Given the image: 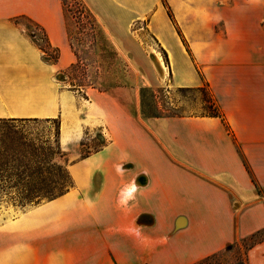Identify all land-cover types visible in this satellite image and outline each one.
<instances>
[{
  "label": "crops",
  "instance_id": "0c3cea01",
  "mask_svg": "<svg viewBox=\"0 0 264 264\" xmlns=\"http://www.w3.org/2000/svg\"><path fill=\"white\" fill-rule=\"evenodd\" d=\"M80 1L148 86L166 70L174 88L205 87L222 120H143L118 82L83 97L65 85L76 56L62 0H0V120L56 122L65 153L103 142L67 166L69 191L0 225V264H199L264 230V0ZM241 263L264 264V237Z\"/></svg>",
  "mask_w": 264,
  "mask_h": 264
},
{
  "label": "rangeland",
  "instance_id": "374dc122",
  "mask_svg": "<svg viewBox=\"0 0 264 264\" xmlns=\"http://www.w3.org/2000/svg\"><path fill=\"white\" fill-rule=\"evenodd\" d=\"M62 2L69 26L70 43L76 56L74 64L65 72L66 86L75 87L85 97L84 93L87 90H96L99 93L111 92L109 90L118 82L119 88L125 89L119 93L121 102L128 106L130 99L134 98L132 102H135L136 98L139 101V114L143 120L147 119L145 115L154 113V110L150 106L148 96L144 94L145 110L144 114L141 113L142 88H151L154 91L156 106L162 115L178 116L175 118H211L208 115L217 112L218 108L206 88L200 90L174 88L169 83L170 74L166 70L158 74L153 72L148 74L147 81L152 79L153 82L148 86L146 78L133 73L128 67L127 59L122 57L103 35L91 28L87 14L83 13V3L80 0ZM137 27L140 26H133V31ZM26 29L25 34L32 39L31 25L27 23ZM140 34L141 40L138 42L146 53L152 56L155 53L162 55L145 30ZM32 41L36 43L33 39ZM36 45L50 58L47 61L57 59V52L49 50L44 41ZM161 57L164 59L163 55ZM133 83L139 88L133 87ZM56 133V122L45 124L38 121H16L0 124V225L17 217L20 211L27 207L44 203L69 191L73 184L67 166L103 145V142L96 137L87 138L81 143L84 147H81L79 152L65 153L57 148ZM131 174L134 177L136 171ZM131 186L130 183L127 188L129 192ZM262 237L264 233L252 239L242 240L238 248L231 247L202 264L219 262L242 264V252L245 247Z\"/></svg>",
  "mask_w": 264,
  "mask_h": 264
},
{
  "label": "trees",
  "instance_id": "16d2710c",
  "mask_svg": "<svg viewBox=\"0 0 264 264\" xmlns=\"http://www.w3.org/2000/svg\"><path fill=\"white\" fill-rule=\"evenodd\" d=\"M83 13H86L87 14V16H88L87 20H89V23H90L91 28L93 27L95 29V32L96 33L101 34V31L99 29V26L97 25V23L95 22L94 18L89 13V11L85 8L84 5H83ZM161 53H162L163 58H164L163 60L165 61L166 60V56H165V54L163 52H161ZM203 88L205 89V87H201V88H184V89L185 90H200V89H203ZM144 94H146L148 96L150 106L154 110V113H148L147 115H145V117L147 119H151V118H175V117H178V116H175V115H162V114L159 113L158 108L156 106V102H155V93H154V91L151 88H142L140 90V108H141V113L144 114V110H145V101H144V97H143ZM208 116L211 117V118H221V120H222V116L219 113V110H217V112H214L213 114H210ZM7 122H16V121H4V120H0V124L1 125L6 124ZM228 134H230V132H228ZM53 198H56V197H53ZM53 198H50L48 200H51ZM261 233H264V230L259 231V232L255 233V234H253L250 237V239L255 238V237L261 235ZM215 257H216V255H213V256H211L209 258H206L205 260L201 261L199 264L206 263V262L214 259Z\"/></svg>",
  "mask_w": 264,
  "mask_h": 264
},
{
  "label": "water",
  "instance_id": "95a60500",
  "mask_svg": "<svg viewBox=\"0 0 264 264\" xmlns=\"http://www.w3.org/2000/svg\"><path fill=\"white\" fill-rule=\"evenodd\" d=\"M147 183V179L144 175H139L136 179H135V186L136 187H144ZM184 224V220L182 218H179L177 221H176V227L177 228H180L182 227Z\"/></svg>",
  "mask_w": 264,
  "mask_h": 264
}]
</instances>
